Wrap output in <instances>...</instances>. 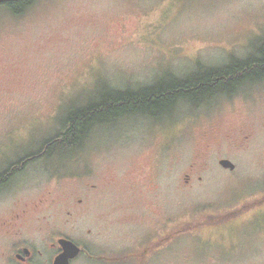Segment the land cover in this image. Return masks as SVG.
Masks as SVG:
<instances>
[{
  "label": "rangeland",
  "instance_id": "obj_1",
  "mask_svg": "<svg viewBox=\"0 0 264 264\" xmlns=\"http://www.w3.org/2000/svg\"><path fill=\"white\" fill-rule=\"evenodd\" d=\"M262 42L264 0L0 10V174L109 89L220 67ZM230 96L158 122L123 118L95 128L78 154L27 166L0 187L1 262L28 247L29 264H52L68 237L86 252L71 264H264V82Z\"/></svg>",
  "mask_w": 264,
  "mask_h": 264
},
{
  "label": "trees",
  "instance_id": "obj_2",
  "mask_svg": "<svg viewBox=\"0 0 264 264\" xmlns=\"http://www.w3.org/2000/svg\"><path fill=\"white\" fill-rule=\"evenodd\" d=\"M38 0H8L0 3L14 17H22ZM264 82V42L245 59H231L220 67L199 68L186 77L168 74L153 85L139 90L109 89L97 102L73 108L65 115L62 128L42 148L19 159L0 174V187L9 184L19 171V162L26 166L48 161L73 152L78 154L95 128L128 117L149 118L154 122L171 116L181 106L193 110L211 105L220 97L234 96L249 83ZM168 113V114H167ZM166 114L165 116H163Z\"/></svg>",
  "mask_w": 264,
  "mask_h": 264
},
{
  "label": "water",
  "instance_id": "obj_3",
  "mask_svg": "<svg viewBox=\"0 0 264 264\" xmlns=\"http://www.w3.org/2000/svg\"><path fill=\"white\" fill-rule=\"evenodd\" d=\"M4 1L8 0H0V3ZM219 164L226 170L234 171L236 169V165L230 160H221ZM59 245L61 246L62 252L54 259V264H71L72 261L76 260L83 253V248L75 244L72 240L61 239L59 240ZM24 254L30 256V251L25 249ZM18 258H21V256H18Z\"/></svg>",
  "mask_w": 264,
  "mask_h": 264
},
{
  "label": "flooded vegetation",
  "instance_id": "obj_4",
  "mask_svg": "<svg viewBox=\"0 0 264 264\" xmlns=\"http://www.w3.org/2000/svg\"><path fill=\"white\" fill-rule=\"evenodd\" d=\"M26 168H27V166H26V164L24 163V162H19V171H18V173H16L15 175L17 176V175H19L20 173H22V172H24L25 170H26ZM15 176V177H16ZM14 177V178H15ZM13 178V179H14ZM13 179H11V181L13 180ZM10 181V182H11ZM9 182V183H10ZM8 185V184H7ZM99 188H100V185L98 186V185H96V184H92L91 183V186H90V190H99ZM90 198H91V192H90ZM148 207V205L146 206V208ZM88 209H89V211H91V208H90V201H88ZM61 239H69L68 237H59V238H57V244L58 245H53V247H56L57 248V254H56V257L62 252V249H61V246L59 245V240H61ZM70 240V239H69ZM25 249H28L29 251H30V256H26L25 254H24V250ZM86 252H85V249H83V253L82 254H85ZM33 254H34V252H33V250L32 249H30V248H28V247H23V250L22 251H18L17 253H16V255H15V259H16V263L17 264H29V262H31L32 261V259H33ZM18 256H21V258H18ZM81 256V255H80ZM55 257V258H56ZM54 258V259H55ZM96 258V257H95ZM96 259H98V260H108V258H106L105 256H103L102 258H96ZM1 257H0V264H13L12 263V259H9L7 262H1ZM10 261V262H9ZM74 261H72V263H73ZM52 264H54V261H53V263Z\"/></svg>",
  "mask_w": 264,
  "mask_h": 264
}]
</instances>
